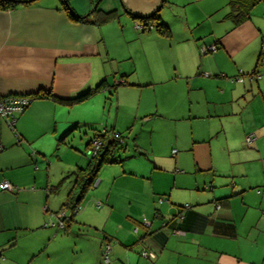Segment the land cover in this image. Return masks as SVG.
Returning <instances> with one entry per match:
<instances>
[{
    "label": "crops",
    "instance_id": "crops-1",
    "mask_svg": "<svg viewBox=\"0 0 264 264\" xmlns=\"http://www.w3.org/2000/svg\"><path fill=\"white\" fill-rule=\"evenodd\" d=\"M70 2L84 18H71L60 0H34L0 10V96L32 98L36 93L52 91L57 98L70 99L106 81L108 86L100 91L111 95L117 92L118 106L114 113L112 108L107 110L105 100L95 98L100 91L73 105L50 98L32 99L25 111L17 115L15 131L0 115V182L7 180L15 187L14 191L0 189V264H106L107 244L113 253L108 264H188L183 258L203 259L207 264H264V192L254 190L258 183H234L219 196L214 194L212 199L185 206V195L176 200L171 196L175 189L186 186L182 183L185 174L177 171L179 162L174 165L168 157L161 160L165 167L155 162L150 173H137L125 166V160L139 156L138 151L143 154L136 142L132 145L133 154L124 157L129 145L118 147L112 157L115 161L99 170L93 184L99 192L83 197L84 214L66 222L65 229L52 226L57 220L55 214L77 193V171L90 161L84 150L102 125L110 130L117 128L121 105L117 90L119 86H132L128 76L132 68L137 71L129 52L127 59H133L132 66L127 69L124 64H117L120 80L113 85L116 91L109 88L106 60L113 64L125 57L112 56L103 30L116 16L100 23L94 10L115 11L121 16L128 9L145 15L167 3L178 6L170 23L161 14L171 29L170 37L161 36L154 29L148 31V36L139 37H145L143 44L149 40L154 46L150 61L155 63V71H149L151 83L147 84L173 83L178 89L183 84L189 91L194 86L202 89V81L211 80L207 78L212 76L226 77L224 72L233 74L234 81L250 70L259 74L264 56V12L258 20V13L253 12L256 5L249 18L236 23L230 15L229 0ZM134 31L143 32L137 21ZM212 45L217 46L215 50L202 52ZM260 77H254L259 92ZM254 79H250L251 85ZM94 99L100 111L98 117L83 119V112L74 116L83 107L89 116L92 109L88 105ZM156 108L158 113V104ZM82 126L94 128V135L83 137ZM193 160L196 168H204L196 154ZM54 162L61 164L58 167L62 170L58 177L51 178ZM167 168L169 173L165 175ZM158 175L168 176V182L163 183L164 176L158 179ZM146 177H151L147 190L141 185ZM201 204L205 208H200ZM152 216L153 220L148 221ZM134 225L141 229H133ZM145 250L156 257L143 256ZM80 254L86 256L79 259Z\"/></svg>",
    "mask_w": 264,
    "mask_h": 264
},
{
    "label": "rangeland",
    "instance_id": "rangeland-1",
    "mask_svg": "<svg viewBox=\"0 0 264 264\" xmlns=\"http://www.w3.org/2000/svg\"><path fill=\"white\" fill-rule=\"evenodd\" d=\"M191 6L192 4L188 8ZM254 9L253 12L258 13L256 18L262 19L264 1L257 4ZM178 10V6L167 3L161 8L160 14L164 16L165 20L167 19L166 22L170 23V19L175 17V12ZM103 30L112 56L125 57L122 62L117 63L115 61L113 64L106 60V68L110 70L109 88L114 89V91L117 89L113 85L120 80L119 64H124V68L127 69L132 66L133 59H127L130 57V53L134 56L137 64V71L132 68V72L128 76V82L132 86H119L117 90L121 96L120 122L114 131L122 132L125 145H129L128 152L122 153V156L123 154L124 157L126 154H133L132 145L135 142L143 153L140 154L138 151V157L125 160V166L137 173L146 170L147 173H150L155 168V162L165 167L166 164L161 163L168 160V157L173 160L174 165L179 162L177 171L180 174H182L181 172L185 174L182 183L186 186H183L182 189H175L171 196L176 200L183 199L185 195L183 202L185 206H190L191 202L194 204L196 202L201 203L209 197L212 199L214 194L219 196L227 188L234 187V183H241L242 181L248 183L252 180L253 184L258 183L254 190L260 189L264 192V56L261 66L259 65L261 92H259L256 78L254 83L250 84L249 73L252 70L243 75L244 81L242 82L234 81L232 79L233 74L224 72L226 77L212 76L207 78L211 80L202 81L205 84L203 88L201 85L202 89L194 86L189 91L187 88L185 89L182 83L179 89L178 85L173 83L147 84L151 83L149 82L151 81L148 75L149 71H155V63L150 61L154 46L149 40L143 44V40L148 36V31H146L147 33L136 34L134 31L135 20L131 15L128 13L121 16L117 15L111 23L103 27ZM143 34H145L144 38L139 37ZM144 45H146L145 50H143ZM167 88L170 92L167 91ZM106 93L102 90L96 93L95 98L102 97L107 103V110L112 108L114 113L116 105L118 106L117 92L112 95L109 94V91ZM94 100L88 105L92 109L89 116L85 113L84 107L83 110H77L74 116L83 112V119L89 120L98 117L100 111L98 104H96L97 101ZM78 119L81 118L78 117ZM104 128H106L105 125H102L100 130ZM108 130V134L112 136L113 131L110 130V127ZM80 131L81 135L87 138L95 133L94 128L89 126H82ZM84 132H87V135ZM250 135H255L256 140L252 142L253 144L247 145L246 138ZM196 141L199 143H195ZM194 147L195 150H193ZM84 151L86 157H90L87 154V148ZM193 154L197 155L198 161L204 168L194 166ZM44 162L46 170L47 161L44 160ZM58 165L61 166L58 162H54L51 166V178L58 177L61 173L62 168H59ZM168 171L167 168V172L164 171V174L169 173ZM162 176L164 175H158L157 178L160 179ZM69 178L71 177L64 178V181L69 180ZM61 179L63 176L59 178V180ZM150 179L146 177L142 181L143 183H140L146 190L150 185ZM173 179L171 184H173ZM161 181L167 183L168 176L162 177ZM180 181L177 180V182ZM198 184L200 186H197ZM95 186L96 184L88 190L87 195L89 197L92 192H99ZM89 197L86 196L85 198ZM82 202L79 204L80 208L74 217L84 214L85 209L83 210ZM166 204L170 206L168 202H165ZM199 207L205 208L204 204ZM147 219L151 222L153 216ZM144 220H142L143 223L146 222ZM134 228H140V225H134ZM231 248L232 246L228 245V249L231 250ZM132 251L137 254V250L133 249ZM85 256L86 254H80L79 259ZM211 256H215V254ZM110 258L111 260L113 258L112 251ZM183 260L188 264H207L203 259L197 261L183 258ZM174 261L176 263V260ZM153 262L149 261L148 264H153Z\"/></svg>",
    "mask_w": 264,
    "mask_h": 264
},
{
    "label": "trees",
    "instance_id": "trees-1",
    "mask_svg": "<svg viewBox=\"0 0 264 264\" xmlns=\"http://www.w3.org/2000/svg\"><path fill=\"white\" fill-rule=\"evenodd\" d=\"M33 1L34 0H0V10L13 9V8H16L18 5L27 4ZM60 1L62 3L63 8L67 11L68 15L71 18H74V19L84 18L83 16L78 15L76 11L73 9V7L71 6V2H70L71 0H60ZM262 1L264 0H229V5L231 8L230 15L232 16V18L234 19L236 23H240L246 20L247 18H249L252 9ZM125 10L134 18L135 21L138 22L139 29H141L143 32L154 29L161 36H164V37L171 36L172 33H171L170 27L168 26V24L162 21L161 14H160V10H161L160 8L155 9L154 11L148 14H145V15H138V14L130 12L128 9H125ZM94 12L98 13L97 22H100V23L106 22L107 20L112 19L113 17L117 16L115 11L104 13V12H101L95 9ZM250 75L258 76L259 74L256 70H254ZM106 86H108L106 84V81H103L99 85H97L95 88L90 89L70 99L57 98L52 93V91L36 93L33 95L32 99L50 98L58 102H62L68 105H73L75 103H79V102L86 100L93 93L100 91L102 88ZM101 131L102 130H100L98 134L100 137H102L103 142H104L102 148L98 151V153L94 157H90V161L86 167L78 169L77 174H76V185H75L77 193L70 196L64 204L63 208L67 209L68 214H69L68 216L69 219L66 222L74 218L75 214L77 213V208L79 204L81 203L83 197L86 195L88 190L91 188V186L96 181L98 172L102 168V166H104L106 163L115 161L114 159H112L114 152L116 151L118 147L123 148L125 145V144H120L119 141L115 139L114 130H112L113 131V135L111 137L112 140H108L109 130L107 128L104 133L103 132L101 133ZM120 135L124 138L121 132H120ZM220 204L221 203H218V206ZM66 226L67 224L65 223V227L63 229H65Z\"/></svg>",
    "mask_w": 264,
    "mask_h": 264
},
{
    "label": "built area",
    "instance_id": "built-area-1",
    "mask_svg": "<svg viewBox=\"0 0 264 264\" xmlns=\"http://www.w3.org/2000/svg\"><path fill=\"white\" fill-rule=\"evenodd\" d=\"M139 27V26H138ZM216 49V45H212L210 47H204L202 49V52H209ZM259 76V75H258ZM256 75H250V79H254ZM239 81H243V77L238 78ZM32 98L30 96L26 95H8L1 97L0 96V115L6 120L8 125L12 128V130L15 131V125H16V119L17 115L24 112L29 103L31 102ZM106 128H104L101 133L105 132ZM18 137V141H20V136L16 133ZM114 137L119 141L120 144L124 143L123 137L120 135V132H114ZM247 142L251 143L256 139L255 135L247 136ZM104 142L102 137L97 135L95 137L91 144L87 148V154L90 155V157H94L98 151L102 148ZM0 189L5 191H14L15 187L14 185L5 180L0 182ZM161 202V200H160ZM79 206L77 208V211L79 210ZM56 216V222H52V226H56L58 229H63L65 227L66 221L69 219V214L67 209H62L59 212L55 214ZM110 251L111 247L109 244L106 245L105 251H104V261L106 264L110 263ZM142 255L149 258H155L156 254L153 252L143 251Z\"/></svg>",
    "mask_w": 264,
    "mask_h": 264
}]
</instances>
